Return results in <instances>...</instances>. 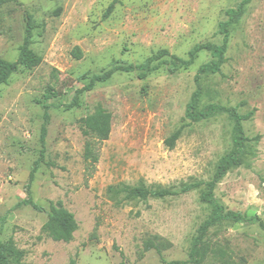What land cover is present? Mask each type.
I'll use <instances>...</instances> for the list:
<instances>
[{"label":"rangeland","instance_id":"obj_1","mask_svg":"<svg viewBox=\"0 0 264 264\" xmlns=\"http://www.w3.org/2000/svg\"><path fill=\"white\" fill-rule=\"evenodd\" d=\"M112 1L16 0L0 6V57L18 59L30 24V48L42 58L0 86V240L13 237L26 264L187 260L199 227L214 211L202 195L227 164L213 197L225 211L251 219L210 228L202 264H221L212 253L217 247L232 264H264V0H248L241 10L244 0H119L104 19ZM223 22L226 61L220 71L200 75L197 111L210 116L187 117L195 76L214 59L208 50L174 73L165 65L145 78L118 71L67 109L76 90L116 63L139 64L162 49L188 58L197 44L221 45ZM45 103L46 152L31 183L39 211L23 200L41 150ZM215 107L247 116L244 145L232 116ZM99 109L111 113L112 130L87 178L80 119ZM176 131L170 148L167 139ZM194 183L200 185L166 197L132 194L139 186L180 190ZM58 201L78 223L69 242L43 231ZM148 241L160 251L146 249Z\"/></svg>","mask_w":264,"mask_h":264},{"label":"trees","instance_id":"obj_2","mask_svg":"<svg viewBox=\"0 0 264 264\" xmlns=\"http://www.w3.org/2000/svg\"><path fill=\"white\" fill-rule=\"evenodd\" d=\"M16 1V0H0V6L2 4ZM248 0H244L239 9ZM119 0H113L107 8L104 19L107 18L110 13L114 10L115 5ZM229 12H233L230 10ZM220 32L224 34V41L221 45L214 43H202L195 45L189 52L188 58H181L175 54H172L167 49L159 50L157 53L148 57L145 61L139 64L132 63H116L111 66L108 70L95 74L90 78V81L84 85L82 88L75 91V95L72 101L66 105L67 109H71L79 105V95L84 91L92 90L97 83L108 81L112 75L118 71L132 73L137 72L140 78H145L149 73L160 69L162 66H167V69L174 73L179 68L183 66H189L194 63L196 55L202 50L211 51L214 59L208 63L200 66L196 76V90L194 91L191 102L189 103L187 110V117L191 120H198L201 118H206L211 115L212 112H199L197 111L198 102L200 98V75L205 72H218L220 71L222 65L226 61V51H227V40L229 36L228 29L226 27V22L221 23ZM32 29L31 25L27 26V34L24 38V42L20 48V54L17 60L11 61L0 57V86L6 84L10 77L17 72L21 67H35L39 65L42 58L37 55L30 48L31 45ZM76 57L81 56V50L76 47L74 50ZM49 95H46V99H49ZM50 104L45 103L44 105V121L41 126L40 142L41 150L39 158L34 162V166L29 175V183L27 185V198L23 200L24 204L31 205L37 210H43V208L37 205L32 197L31 183L35 178V174L38 170L40 162L43 161L46 152V137L48 134V125L50 123ZM215 111L225 110L232 118L235 120L236 127L239 134L238 143L240 146L244 145V142L248 139L244 133L243 121L247 116L240 115L236 108L234 107H215ZM80 128L82 134L85 137V145L83 158L85 162V173L87 178L92 177L96 171L97 164L100 160V148L104 141L108 140L112 130V115L108 111L99 109L94 113L86 115L80 119ZM180 131H176L171 137L167 139V144L170 148H173L176 140L178 139ZM228 165H224L216 172L214 178L208 182V190L202 195L203 201L212 204L214 211L211 216L199 227L197 235L194 237L192 249L187 260H172L166 261L165 264H202L208 257V247H203L205 243V237L208 231L213 226L217 225L221 221H241L250 220L251 218H245L241 215L234 214L230 211H225L224 208L218 204L214 197L213 191L221 178V176L227 171ZM199 183L188 184L183 186L180 190H170V189H152L144 186L135 187L132 189V194L146 199L150 196L154 197H166L170 195H177L179 193H185L191 189L198 187ZM264 228V222L260 223ZM78 228V223L72 212L66 209L62 201L51 204V214L48 220L43 225V231L55 241L69 242L72 240L74 232ZM151 247H156L158 251L160 248L158 244L152 241H148L146 244V249ZM214 256H216L221 264H232L230 260L227 259L226 251L222 247H217L212 250ZM24 251L17 247L13 237L7 240H0V264H26L23 261ZM120 264H125L121 262Z\"/></svg>","mask_w":264,"mask_h":264}]
</instances>
